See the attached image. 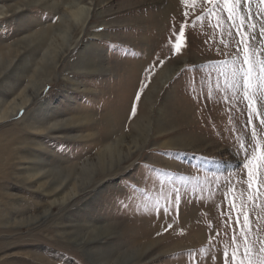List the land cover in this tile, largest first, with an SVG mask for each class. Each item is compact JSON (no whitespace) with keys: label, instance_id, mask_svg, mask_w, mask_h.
I'll list each match as a JSON object with an SVG mask.
<instances>
[{"label":"rangeland","instance_id":"1","mask_svg":"<svg viewBox=\"0 0 264 264\" xmlns=\"http://www.w3.org/2000/svg\"><path fill=\"white\" fill-rule=\"evenodd\" d=\"M203 7L198 0L196 15ZM191 9V0H0V64H12L0 77V116L13 114L0 123V147L11 151L0 160V264H115L149 245L129 264H213V257L223 264V250L231 253L232 247L231 227L224 226L228 201L235 198L239 205L248 195L235 145L237 137L250 141V129L244 127L243 102L232 108L215 91L213 100L204 99L209 79L215 88L211 65L228 57L219 55L220 30L210 26L215 17L197 22L190 15L185 23L184 12ZM252 10L257 11L255 2ZM182 24L184 44L173 54ZM42 33L50 35L36 49ZM63 53L66 61L59 62ZM159 60L164 63L152 67ZM149 67L150 82L133 117ZM55 79L58 84L48 85ZM33 94L38 96L31 101ZM26 100L30 103L17 112ZM122 113L125 122L117 121ZM64 121L76 127L49 131ZM132 139L138 149L130 160L70 202L52 206L73 186L63 195L46 196L26 179L79 170ZM173 187L184 199L175 216L165 217L149 201L160 198L163 204ZM45 211L50 213L41 227L25 224ZM101 234L105 243L77 249L76 239ZM99 251H105V262L95 258Z\"/></svg>","mask_w":264,"mask_h":264},{"label":"snow or ice","instance_id":"2","mask_svg":"<svg viewBox=\"0 0 264 264\" xmlns=\"http://www.w3.org/2000/svg\"><path fill=\"white\" fill-rule=\"evenodd\" d=\"M197 2L198 0H191L192 9L184 12L185 23L190 15L197 22L215 17V22L210 26L213 30H220L219 43L222 47L219 55L228 57L211 65L217 74L215 88L209 79L207 92L203 93L204 99L213 100L215 91L223 93L224 101L232 108H237L243 102L245 107L241 111L246 110L247 116L244 127L250 129L251 137L247 143L237 137L239 142L235 145L241 170L246 175L248 195L246 201L241 200L239 205L235 198L228 201L224 226L225 231L231 227L232 247L231 253L228 248L223 250V264H264V237L260 235L264 231V0H201L206 7L201 9L199 15H196L195 9ZM254 2L257 9L255 13L252 10ZM181 3L188 4L189 0H181ZM225 24L228 25L227 30ZM184 37L185 26L182 24L175 36V42L171 44L173 54L181 51ZM163 63V60H159L158 65L152 67ZM152 67L145 70L144 81L133 102V117L136 115L141 94L150 82ZM192 91L195 92V87H192ZM195 99L199 100L200 96L197 95ZM221 187L223 186H217V190ZM230 191L231 186L225 191V199ZM183 199L179 187H173L167 195H163V204L160 198L149 202L158 213L168 217L170 213L172 216L176 215ZM233 212L235 218L232 216ZM252 213H255V217ZM254 222L257 225L255 228ZM171 227L169 224L168 228ZM215 234L219 235L218 232ZM212 243L214 241L209 237V244ZM208 251L209 249H203L202 253ZM212 259L215 264V258Z\"/></svg>","mask_w":264,"mask_h":264},{"label":"bare ground","instance_id":"3","mask_svg":"<svg viewBox=\"0 0 264 264\" xmlns=\"http://www.w3.org/2000/svg\"><path fill=\"white\" fill-rule=\"evenodd\" d=\"M79 2H86L89 0H78ZM94 1V0H91ZM76 2V0H75ZM44 3V2H43ZM84 10V8H83ZM15 12V10H14ZM63 23L65 22L66 24H68V27L73 28L74 27V23H72L71 21L66 20L63 16ZM65 19V20H64ZM60 26V23L58 24ZM71 25V26H70ZM69 29V28H68ZM60 30V29H58ZM62 31V30H61ZM73 32V30H72ZM50 33V32H49ZM49 33H42V36L39 38V41L36 43L35 46L36 49L40 48V46H43L44 43L47 42V39L49 37ZM48 34V35H47ZM66 34V33H65ZM68 34V33H67ZM77 46V44H76ZM26 48H24L25 50ZM35 49V48H34ZM35 49V51H36ZM30 50V48H29ZM33 51V49H32ZM14 52H16V56L20 55V51L19 48H17L16 50H14ZM35 53V52H34ZM15 55V54H14ZM66 61V57H65V53L62 54V56L60 57V61L59 62H65ZM42 64V63H41ZM11 62H5L3 64H0V77L9 72L10 67H11ZM50 65H45L43 66L44 69H46V71H48L50 68ZM57 68L54 69V71H56ZM37 74V73H36ZM39 76V74H37ZM41 75V74H40ZM174 76V72H171L170 75L160 81V88H163ZM58 84V82L56 81V79L54 80V82L48 83V85L54 86ZM151 95V94H150ZM38 95L33 94L31 96L32 100L34 101L37 98ZM150 97H148L149 99ZM147 99V100H148ZM29 101V100H28ZM27 100L25 102H23L21 105H19V107L16 109V111L18 112L23 106L27 105ZM30 103V102H29ZM28 103V104H29ZM13 114H9L7 111L4 112V114H2V116H0V123H3L7 118L11 117ZM84 118V117H82ZM89 118V116H88ZM119 119H117V121L121 120L123 122H125V117L123 116V113L121 114V116L118 115ZM122 118H124V120H122ZM87 119V118H86ZM90 119V118H89ZM73 120V119H72ZM112 120V119H111ZM117 121L114 122L117 124ZM83 122V121H82ZM106 122V121H105ZM142 123V122H141ZM74 122L71 121H64V122H58L55 126H53L51 128V132H62V131H70L73 127L75 128L76 125H74ZM79 127V126H78ZM141 127V126H140ZM138 128V127H137ZM140 129V128H139ZM137 131V130H136ZM109 135V134H107ZM106 136V134L104 135V137ZM104 137H102V139H104ZM72 139V138H71ZM101 140V139H100ZM99 140V141H100ZM102 141V140H101ZM133 146H132V144ZM131 143L127 145V147L123 146L122 144L118 143L116 145H113L111 148L106 149L105 151L99 153L97 156L98 159L95 161L96 163H90L88 166H85L83 168H80L79 170H72L67 172V170L63 169L60 170L59 174L56 177H52L49 176L48 174H44L41 176V178H36L35 175H30L27 176L26 179L27 181H30L31 184L35 183L36 185H38L37 189H41V191L46 195V196H57V195H63L64 191L68 188V186H73V190L69 191V193L67 192V194H65L63 201L61 202H57L54 200V202L52 203V206L54 205L55 207L58 205H60L59 203L63 204L65 202H70L72 201L74 198H76L77 196H81L85 193L88 192V189L93 188L96 184H98L99 182L98 179L100 177H102L103 175H107L110 172H112V170H115L117 168H119L124 162L130 160V157L132 156L133 153H135V151L138 149V144H137V140L132 139ZM181 144V143H180ZM125 147V148H124ZM124 148V149H123ZM17 153V152H16ZM5 155H8L9 157H11V151L10 148L8 147V145L5 146H1L0 147V160L3 159V157ZM15 157V155H14ZM93 162V161H92ZM8 163V162H7ZM129 163V162H128ZM4 164V163H3ZM5 165V164H4ZM7 165V164H6ZM3 166V165H2ZM0 166V168L2 167ZM6 167H4L3 169H5ZM50 173V172H49ZM38 174V173H37ZM89 174V175H88ZM88 175V176H87ZM9 176V175H8ZM11 176V175H10ZM114 176V175H113ZM9 179V178H8ZM12 179V178H11ZM66 192V191H65ZM57 202V203H55ZM8 203V202H7ZM53 206V207H54ZM60 207V206H59ZM52 208V207H51ZM30 210V209H29ZM19 212V211H18ZM49 211H45L43 212L40 216H37L35 218H32L30 221H27L25 224L26 225H32L33 227H41L45 221L47 220V216L49 215ZM9 225V224H8ZM86 228V227H85ZM50 229V228H48ZM56 229V228H55ZM54 229V230H55ZM110 227H109V231H110ZM116 230V229H115ZM84 231V230H83ZM100 231V230H99ZM102 232V231H101ZM111 232L113 233V231L111 230ZM96 233V232H95ZM98 233V231H97ZM104 233V232H103ZM108 233V230H107ZM111 233V234H112ZM117 234V232H115ZM56 233H54L53 235H55ZM110 234V232L108 233ZM114 235V234H113ZM61 236V235H60ZM64 236V234L61 236V238ZM110 236V235H108ZM56 237V235H55ZM78 237V236H77ZM83 237V236H82ZM54 238V237H53ZM106 239L105 236L101 235H95L94 237H89V238H82L81 240H77L76 242L79 244L80 248H82L83 250H85L86 248H88L91 245L94 244H99L104 242V240ZM65 240V239H63ZM72 240V239H71ZM107 240V239H106ZM69 241V240H68ZM68 241H66L68 243ZM111 241V240H110ZM63 242V241H62ZM74 243V242H73ZM72 243V244H73ZM105 243V242H104ZM108 243V242H107ZM69 244V243H68ZM103 244V243H102ZM152 244V243H151ZM65 245V244H64ZM119 246V245H118ZM153 245H149V247H146L144 250H136L134 251V253L130 254L129 259L130 261H123L122 260H117L118 262L115 264H129V262H134L135 259L140 258L141 256L145 255L146 252H148L149 248H151ZM75 248V250H77ZM122 249V248H121ZM106 251V250H105ZM104 251V252H105ZM114 251V250H113ZM112 251V252H113ZM85 252V251H84ZM98 252V251H97ZM102 252V251H99ZM104 252H102L101 254H96L95 258L96 259H100L101 257H103L105 254ZM108 252H110L108 250ZM116 252V250H115ZM95 253V252H94ZM91 253V254H94ZM85 254V253H83ZM116 254V253H114ZM88 255V254H87ZM90 255V254H89ZM108 255V254H107ZM110 255V253H109ZM84 256V255H83ZM94 258L93 256L90 255V260ZM109 257V256H108ZM128 258V257H127ZM127 258H125V260H127ZM107 259V257H106ZM111 259V258H109ZM128 259V260H129ZM97 260V261H98ZM104 260V257H103ZM92 261V260H91ZM96 261V260H95ZM94 261V262H95ZM106 260H104L103 262H105ZM109 261V260H108ZM111 261V260H110ZM98 262H95V264H97Z\"/></svg>","mask_w":264,"mask_h":264}]
</instances>
